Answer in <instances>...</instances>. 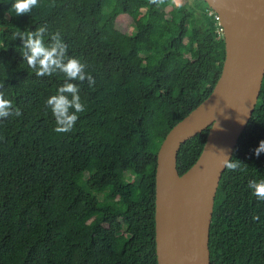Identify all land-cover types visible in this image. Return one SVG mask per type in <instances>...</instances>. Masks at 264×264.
Instances as JSON below:
<instances>
[{"label": "trees", "instance_id": "16d2710c", "mask_svg": "<svg viewBox=\"0 0 264 264\" xmlns=\"http://www.w3.org/2000/svg\"><path fill=\"white\" fill-rule=\"evenodd\" d=\"M12 3L0 0V93L22 115L0 119V264H157L155 153L219 74L224 48L215 12L204 0H47L16 16ZM120 15L132 20L129 32L117 28ZM39 26L48 29L46 46L59 32L68 56L95 80L92 87L72 81L85 111L67 133L54 131L46 105L66 78L35 76L20 53L16 34ZM206 131L179 145V174L197 157ZM261 140L264 72L229 157L239 168H224L216 186L209 264H264V201L248 188L264 179V153L253 155Z\"/></svg>", "mask_w": 264, "mask_h": 264}, {"label": "water", "instance_id": "95a60500", "mask_svg": "<svg viewBox=\"0 0 264 264\" xmlns=\"http://www.w3.org/2000/svg\"><path fill=\"white\" fill-rule=\"evenodd\" d=\"M204 1L216 14L224 55L209 93L170 126L155 153L157 264H209L208 228L224 152L230 157L264 72V0ZM203 128L197 157L179 174V145Z\"/></svg>", "mask_w": 264, "mask_h": 264}, {"label": "clouds", "instance_id": "9594fccd", "mask_svg": "<svg viewBox=\"0 0 264 264\" xmlns=\"http://www.w3.org/2000/svg\"><path fill=\"white\" fill-rule=\"evenodd\" d=\"M149 3L159 6L164 3V0H149ZM38 6L39 0H13L9 10L16 16H20L30 13L33 8ZM47 33L46 26H39L35 31L18 32L16 37L18 36L22 40L20 53L35 76L52 77L56 73H62L66 78L58 88L57 94L47 99L46 105L51 109L55 118L54 131L67 133L75 126L79 118L77 114L85 111V105L81 102L79 95V88L72 81L84 82L87 80L89 87H92L95 80L86 71L84 63L75 57L68 56V45L63 41L59 32L51 34L50 43L46 46L44 37ZM13 115L21 116V110L13 104L12 100L5 98L3 93H0V119H6ZM240 122L244 123L243 120ZM261 153H264V140H261L258 147L253 149V155L257 158ZM224 154L222 167L230 171H237L238 161L230 159L225 152ZM248 188L256 199L264 201V179L250 180ZM253 219H258V217H253Z\"/></svg>", "mask_w": 264, "mask_h": 264}, {"label": "rangeland", "instance_id": "374dc122", "mask_svg": "<svg viewBox=\"0 0 264 264\" xmlns=\"http://www.w3.org/2000/svg\"><path fill=\"white\" fill-rule=\"evenodd\" d=\"M40 1H47V0H39V2ZM173 1L175 4H179V3H183V2L193 3L194 0H173ZM142 12H143V9H141L139 14H142ZM116 24H117V28H119L121 31H124V32H129L132 28V20L130 18H128L127 16H124V15H120L117 17ZM217 34L218 35L221 34L220 28H217ZM124 175L126 177L130 176L129 172H127V171L124 172ZM68 187L70 190H73L76 187V183L71 182ZM101 228L106 229V226L102 225ZM106 239H107V241H111V240L119 241L122 239V237L121 236L107 235Z\"/></svg>", "mask_w": 264, "mask_h": 264}, {"label": "built area", "instance_id": "2783aa9c", "mask_svg": "<svg viewBox=\"0 0 264 264\" xmlns=\"http://www.w3.org/2000/svg\"><path fill=\"white\" fill-rule=\"evenodd\" d=\"M215 18H216V20H217L216 14H215Z\"/></svg>", "mask_w": 264, "mask_h": 264}]
</instances>
